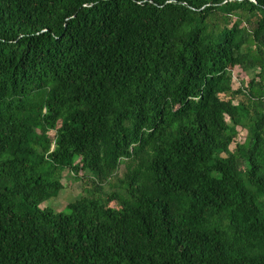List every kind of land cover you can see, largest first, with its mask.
<instances>
[{"label": "trees", "instance_id": "trees-1", "mask_svg": "<svg viewBox=\"0 0 264 264\" xmlns=\"http://www.w3.org/2000/svg\"><path fill=\"white\" fill-rule=\"evenodd\" d=\"M0 264H264V0H0Z\"/></svg>", "mask_w": 264, "mask_h": 264}, {"label": "rangeland", "instance_id": "rangeland-1", "mask_svg": "<svg viewBox=\"0 0 264 264\" xmlns=\"http://www.w3.org/2000/svg\"><path fill=\"white\" fill-rule=\"evenodd\" d=\"M236 73L237 77L233 78L232 86L236 87L238 84L239 76H242V72L238 67L232 69V73ZM247 77L243 74V80ZM122 171V166L119 167L117 173L119 174ZM62 183V189L59 190L55 197H50L45 202L40 204V207H49L54 211H65L64 205L72 201L73 199L79 197L82 192V188L85 187L81 180H76L72 178V175L67 172H62V177L60 179Z\"/></svg>", "mask_w": 264, "mask_h": 264}]
</instances>
